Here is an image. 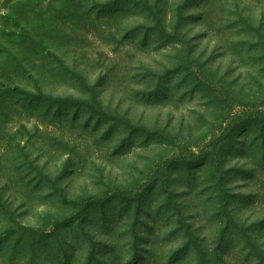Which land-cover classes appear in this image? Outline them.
<instances>
[{
    "label": "rangeland",
    "instance_id": "1",
    "mask_svg": "<svg viewBox=\"0 0 264 264\" xmlns=\"http://www.w3.org/2000/svg\"><path fill=\"white\" fill-rule=\"evenodd\" d=\"M16 1L0 0V24ZM28 1L50 47L44 91L85 101L61 118L51 116L53 108L49 115L11 109L8 136L0 140V185H7L0 194V264H86L92 257L103 264H180L196 260L194 244L216 263L263 264L253 257L264 247L256 184L264 174L246 177L238 156L217 169L204 166L215 137L207 136L209 146L189 141L215 121L206 85L237 115L251 111L253 101L246 107L244 99L258 86L256 66L250 68L256 61L249 52L239 56L247 37L227 10L253 9L261 33L247 35L264 37V0H214L208 12L204 0ZM207 105L209 120L200 114ZM125 122L133 127L119 125ZM236 232L243 239L234 258L227 244ZM76 243L81 249L72 253Z\"/></svg>",
    "mask_w": 264,
    "mask_h": 264
},
{
    "label": "trees",
    "instance_id": "2",
    "mask_svg": "<svg viewBox=\"0 0 264 264\" xmlns=\"http://www.w3.org/2000/svg\"><path fill=\"white\" fill-rule=\"evenodd\" d=\"M204 1L206 5L208 4V8L206 9L208 12L214 5V0ZM261 8L264 9L263 5ZM229 9L233 10H227V15H235L238 19V29L236 32H241L243 33L242 35L245 34L247 37L243 40L246 50L239 56L243 58L244 56H247V52H249V55L252 57V59L256 61V63L254 62L251 64L250 68L256 66V71H252V74H254L256 77L258 86L255 85L254 89L251 87L248 88V102L246 99H244V106L246 107L249 102L253 101L248 105V107L251 108V111L246 115H237L231 111V109L225 103L222 102V95L211 96L208 85H206L205 90L208 91L204 92L203 94L205 97L208 96L206 98H211L214 100V103H216L213 104L216 106L214 110L215 117L213 118V116L211 117L208 115L207 108L211 109L209 105L205 107V113L200 114L207 115L204 117L206 120L213 118L215 121L213 123H207L205 129H203L202 134L197 141L190 139L189 146L197 147L198 145H201L203 141H205V143L209 146V143L212 140H208L207 136L212 135L215 137V142H213L214 144L211 145V151L207 153L203 165H211L213 168L217 169L219 168L220 164L226 162L228 157L238 156L246 162L242 166L245 176L250 179H256L258 178L256 176L257 174H264V37H262V35L259 37H249L247 34L250 33L252 29H255L254 33L257 32L259 35L261 30L260 23H262V20H256L254 18V15L252 14L253 9L247 10L244 15L242 10H239L237 6ZM262 11L264 13V10ZM3 17L4 21L0 24V140L8 136L6 131L8 129L6 126L10 121V111L16 106L21 108L23 112L26 113V115L30 114L31 112L43 109L47 111L45 114L49 115L48 111L52 110L53 108L51 116L55 118H61L63 115L69 114L67 108L76 107L81 101H85L84 99H76L73 97V95L55 97L44 91L43 85L45 83V79L47 78V75H45V67L52 61H48V55L45 53L50 49L49 46L44 44V38L47 35H45V33L39 28L36 19H34L41 18L38 16L36 8L31 6L28 0H17L10 7L5 9ZM261 58L263 59L262 61H260ZM215 70L217 71L218 69ZM215 70L214 74L216 76L218 72ZM181 72L183 75L185 74L183 80L187 79L192 83L191 85L189 83L185 85L188 87L191 86L192 91V88H194L193 86H195V81L192 80L194 78L191 77L190 73L186 74V69ZM160 93L161 92L159 90V96ZM244 95L246 96L245 92ZM169 96H171L170 93H164L162 98L167 99ZM87 109L95 112L98 115L102 114L103 116V112L95 111L90 106H88ZM211 114H213V112ZM76 117L77 114L74 112L72 119H75ZM105 118L109 119L113 123L116 121L114 118ZM128 121L134 123L135 127L136 123H139V121H136L135 118ZM141 121L142 120L140 119V122ZM119 125L133 127V124H129L128 122H125V124L121 123ZM142 125L146 124L142 123ZM131 129L133 130L134 128ZM118 130V133L126 132L128 127H124L123 129L119 128ZM113 131L114 127L112 125L104 130L103 138H105V135L108 136V134H112ZM148 135L150 134H146V136ZM12 137L13 136H9L11 139ZM261 160L263 163L261 162L260 164L259 161ZM0 168L1 172L4 166L0 164ZM42 177L45 180H49L44 176ZM256 184L258 186L257 195L263 201L264 180L259 181V179H257ZM11 186V191L16 192L19 185L17 182H12ZM6 188L7 185H0L1 195H3V192ZM0 205L2 206L1 203ZM185 209H188L190 212H192L195 207L194 205H186ZM183 215L186 216L187 213L184 211ZM260 228H264V215L259 220L258 229L260 230ZM192 233L195 234L194 229ZM237 235L238 233L236 232V235L232 236L230 238L231 241H229L227 244L228 246L233 244V247L229 250L228 255L234 258H236L235 254L241 250L240 247L235 246V243L236 241L240 242L243 239L242 236ZM251 235L252 234L249 233L246 236V240L248 242L250 241V237L253 236ZM3 244L5 246V242H3ZM183 247H186V244L183 245ZM200 247L201 246L199 244L193 245V248L196 249V253L194 249H192V252L196 257V260L193 258V261H182L180 264H225L224 261L216 263L213 260H210V258L205 257L207 252V250H205V246H203L204 248H201L203 249L204 254L201 253V256H199L198 253L201 250L199 249ZM1 249L4 251L3 247H1ZM80 249L81 246L79 243H76L73 247H70L71 252L73 251L72 253L75 251L76 253H79ZM258 250V253L254 255L253 258L257 262L260 261L264 264V247L262 244ZM90 251L91 254L94 253L91 247ZM151 254L152 253H149L148 256L151 257ZM209 256L211 255L209 254ZM109 258L110 257L108 255L106 259ZM218 260L222 259L220 258ZM86 261V264H103L100 259H95V257H92V261ZM64 264H69V262L66 260ZM76 264H81V262ZM144 264L149 263L145 262Z\"/></svg>",
    "mask_w": 264,
    "mask_h": 264
}]
</instances>
